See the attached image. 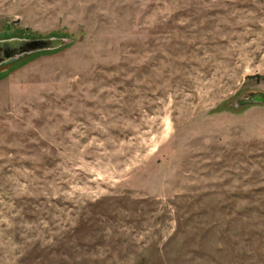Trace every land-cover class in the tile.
Segmentation results:
<instances>
[{
    "label": "rangeland",
    "instance_id": "rangeland-1",
    "mask_svg": "<svg viewBox=\"0 0 264 264\" xmlns=\"http://www.w3.org/2000/svg\"><path fill=\"white\" fill-rule=\"evenodd\" d=\"M0 264H264V0H0Z\"/></svg>",
    "mask_w": 264,
    "mask_h": 264
},
{
    "label": "water",
    "instance_id": "water-1",
    "mask_svg": "<svg viewBox=\"0 0 264 264\" xmlns=\"http://www.w3.org/2000/svg\"><path fill=\"white\" fill-rule=\"evenodd\" d=\"M70 44L68 39L49 38V39H9L0 43V64L8 62L24 55H32L54 51ZM247 103H264V96L258 95L240 101L237 107L246 105Z\"/></svg>",
    "mask_w": 264,
    "mask_h": 264
}]
</instances>
